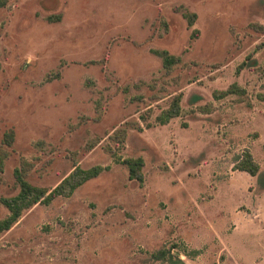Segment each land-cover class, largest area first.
Returning a JSON list of instances; mask_svg holds the SVG:
<instances>
[{
	"label": "rangeland",
	"instance_id": "374dc122",
	"mask_svg": "<svg viewBox=\"0 0 264 264\" xmlns=\"http://www.w3.org/2000/svg\"><path fill=\"white\" fill-rule=\"evenodd\" d=\"M258 93L264 0H0V200L22 160L48 189L104 167L1 232L0 264H264V190L234 168L248 150L264 171ZM138 156L142 182L115 160Z\"/></svg>",
	"mask_w": 264,
	"mask_h": 264
},
{
	"label": "trees",
	"instance_id": "16d2710c",
	"mask_svg": "<svg viewBox=\"0 0 264 264\" xmlns=\"http://www.w3.org/2000/svg\"><path fill=\"white\" fill-rule=\"evenodd\" d=\"M183 14L188 19V25H192L194 14L187 12ZM156 53L161 57L163 67L165 68H169L178 61L176 56L170 55L165 50L156 51ZM242 65H239V67ZM244 93V88L237 85L236 82H233L224 90L213 91V96L215 99H220L228 94L242 95ZM257 98L264 101V93H258ZM180 110V96L175 95L170 104L165 109H162L155 117L156 123L161 125L167 123L171 118L178 116ZM127 124L128 123H125L124 126L115 129L114 132L109 135V138L115 139L117 143H122L126 135L127 127L132 125ZM147 126H150L149 123ZM137 128H139V126H137ZM11 140L12 133L4 135L3 143L5 145H9ZM96 142H98V139L88 143L85 148L87 150L92 148ZM4 153V150L0 148V172L3 170ZM115 160L120 161L126 166L129 179L142 182L143 175L141 171L143 159L140 156L126 157L123 159L115 157ZM20 163L19 167L13 170V176L18 185V191L14 195L2 197L0 200L8 211L6 216L0 219V233L8 230L20 218L22 213L32 205L37 203L48 204L57 197H69L77 187L90 178L97 176L104 169V167L100 165H94L88 168H82L76 165L54 187L48 189L30 183L26 179V165L28 166V164L24 163L23 160ZM234 168L245 171L249 175L255 177L257 188L259 190H264V171L261 170L259 164L253 160L248 150H244L235 160Z\"/></svg>",
	"mask_w": 264,
	"mask_h": 264
}]
</instances>
